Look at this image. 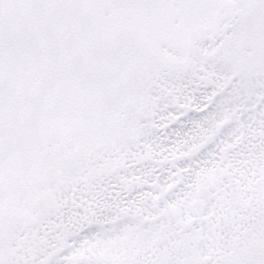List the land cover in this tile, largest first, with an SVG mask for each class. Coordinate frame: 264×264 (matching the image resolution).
<instances>
[{
    "label": "snow or ice",
    "instance_id": "snow-or-ice-1",
    "mask_svg": "<svg viewBox=\"0 0 264 264\" xmlns=\"http://www.w3.org/2000/svg\"><path fill=\"white\" fill-rule=\"evenodd\" d=\"M0 264H264V0H0Z\"/></svg>",
    "mask_w": 264,
    "mask_h": 264
}]
</instances>
